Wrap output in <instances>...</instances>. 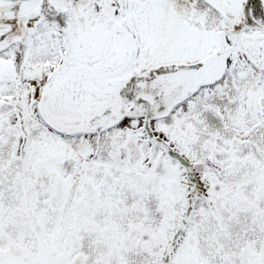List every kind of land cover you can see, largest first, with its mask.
<instances>
[{
    "label": "snow or ice",
    "instance_id": "obj_1",
    "mask_svg": "<svg viewBox=\"0 0 264 264\" xmlns=\"http://www.w3.org/2000/svg\"><path fill=\"white\" fill-rule=\"evenodd\" d=\"M0 264H264V0H0Z\"/></svg>",
    "mask_w": 264,
    "mask_h": 264
}]
</instances>
